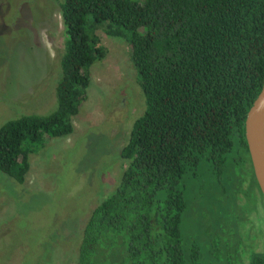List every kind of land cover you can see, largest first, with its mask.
I'll return each instance as SVG.
<instances>
[{
  "label": "trees",
  "instance_id": "obj_1",
  "mask_svg": "<svg viewBox=\"0 0 264 264\" xmlns=\"http://www.w3.org/2000/svg\"><path fill=\"white\" fill-rule=\"evenodd\" d=\"M59 13L56 108L0 125V172L23 183L29 154L73 132L90 68L107 52L98 28L127 42L145 104L120 150L125 167L113 192L83 227L75 264H264L250 231L186 239L181 230L196 168L233 161L252 169L244 123L264 80V0H60ZM252 179L260 192L253 170Z\"/></svg>",
  "mask_w": 264,
  "mask_h": 264
},
{
  "label": "rangeland",
  "instance_id": "obj_2",
  "mask_svg": "<svg viewBox=\"0 0 264 264\" xmlns=\"http://www.w3.org/2000/svg\"><path fill=\"white\" fill-rule=\"evenodd\" d=\"M59 2L0 0V125L22 113L45 115L56 108L64 49ZM96 32L107 52L90 68L73 132L49 138L29 154L23 183L0 172V264H75L92 209L113 192L125 167L120 150L144 111V99L127 42L102 28ZM226 165L203 162L186 180L182 233L191 239L221 230L233 239L238 231H250L259 235L254 248L262 251L264 199L253 169Z\"/></svg>",
  "mask_w": 264,
  "mask_h": 264
},
{
  "label": "water",
  "instance_id": "obj_3",
  "mask_svg": "<svg viewBox=\"0 0 264 264\" xmlns=\"http://www.w3.org/2000/svg\"><path fill=\"white\" fill-rule=\"evenodd\" d=\"M244 130L253 174L264 197V80L246 113Z\"/></svg>",
  "mask_w": 264,
  "mask_h": 264
}]
</instances>
